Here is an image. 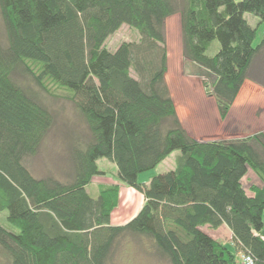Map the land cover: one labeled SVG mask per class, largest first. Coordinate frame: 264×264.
I'll list each match as a JSON object with an SVG mask.
<instances>
[{
	"label": "trees",
	"instance_id": "16d2710c",
	"mask_svg": "<svg viewBox=\"0 0 264 264\" xmlns=\"http://www.w3.org/2000/svg\"><path fill=\"white\" fill-rule=\"evenodd\" d=\"M180 16L183 56L215 77L209 95L225 119L258 60L264 0H0L7 42L0 40V251L11 264H112L119 243L145 238L168 264H264V133L204 142L189 136L166 82L165 23ZM123 25L138 42L106 48ZM214 42L220 44L213 55ZM25 79L70 95L89 129L69 146L65 180L36 177L27 166L50 134L54 114ZM83 140V141H82ZM180 151L176 169L152 171ZM117 167L126 186L145 204L122 226L112 225L119 186L94 198L88 187L100 176L98 161ZM249 169L263 187L243 179ZM226 225L228 245L203 231Z\"/></svg>",
	"mask_w": 264,
	"mask_h": 264
},
{
	"label": "rangeland",
	"instance_id": "374dc122",
	"mask_svg": "<svg viewBox=\"0 0 264 264\" xmlns=\"http://www.w3.org/2000/svg\"><path fill=\"white\" fill-rule=\"evenodd\" d=\"M246 17L253 27L258 28L254 42L257 46L264 40V25H259L260 20L251 14H246ZM165 34L168 52L166 82L180 112L178 116L185 130L190 131V133L187 132L189 136L199 141L211 142L247 138L262 132L264 128V86L255 88L252 81L247 82L241 91L234 113L229 115V112L223 119L217 107L215 118V112L212 111L207 101L208 97H212L208 93L212 89L215 77L184 58L181 21L178 14L166 20ZM0 40L3 44L7 42L1 15ZM139 40L140 34L137 30L123 25L109 37L106 48L116 51L123 43ZM219 49L220 44L214 42L208 55H215ZM252 76L264 85V60H258ZM19 82L21 86L31 90L55 116V124L45 139L40 153L28 160L27 166L38 178L54 176L65 180L71 172L69 146L77 140L86 139L90 134L86 121L79 114L68 92L62 88L49 83H45L44 88H41L31 81L20 78ZM179 155H181L180 151L174 152L156 169L140 175L139 181L150 182V179L158 174L175 170ZM98 167L102 174L92 180L88 191L92 197L97 198L105 188L118 185L120 188L119 201L117 208L113 211L111 222L113 224L123 223L130 214L134 213L135 208L137 209L138 199H134L137 195H134L135 193L127 189L129 187L119 180L115 164L103 159L98 161ZM250 171L253 172L249 169L248 173ZM246 182H244L245 186ZM0 224L10 228L7 222V212H0ZM204 231L212 237L219 235L222 238L221 241L228 245L232 241L229 232H217L209 227H204ZM112 261V264H168L157 253L151 242L145 238L122 240ZM0 264H11L1 251Z\"/></svg>",
	"mask_w": 264,
	"mask_h": 264
},
{
	"label": "crops",
	"instance_id": "0c3cea01",
	"mask_svg": "<svg viewBox=\"0 0 264 264\" xmlns=\"http://www.w3.org/2000/svg\"><path fill=\"white\" fill-rule=\"evenodd\" d=\"M247 82H250V80H248ZM246 82V83H247ZM245 83V84H246ZM245 84H244V86H245ZM252 84L254 85V87L255 88H258V87H260V85H258L256 82H254V81H252ZM243 86V87H244ZM257 86V87H256ZM243 89V88H242ZM242 91V90H241ZM240 96H241V92H240V94L238 95V97H237V99H236V101H235V103L233 104V106L231 107V109H230V114L229 115H231V114H233L234 113V110H235V108H236V106L238 105V101H239V98H240ZM209 103H210V108L212 109V111H214L215 112V118L217 117V111H218V106H217V104H216V100L213 98V97H208V100H207ZM176 104V103H175ZM176 108H177V112H178V114L180 113L179 112V110H178V107H177V105H176ZM183 124V123H182ZM184 126V125H183ZM185 128V127H184ZM187 130V129H186ZM262 132H264V128H263V130H261ZM187 132L188 133H190V131H188L187 130ZM180 156V155H179ZM178 156V157H179ZM248 179V180H247ZM151 180V179H150ZM245 181H247L246 183V186L244 185V182ZM144 183H146V184H148L149 182H144ZM242 183H243V187L245 188V190H246V192H247V194L249 195V196H253V192L251 191V187H263V182H262V180L257 176V174L253 171H250L249 173H248V175L247 176H245V178L243 179V181H242ZM125 188H126V186H124ZM128 187V186H127ZM127 189H129L130 191H132V192H134L135 194L134 195H137V196H135V198L134 199H138V207H137V209L135 208V211H134V213L133 214H130L126 219H125V221L123 222V223H119V224H113V222H112V224L113 225H118V226H122V225H125V224H127L129 221H131L133 218H135L137 215H138V213L141 211V209L143 208V206H144V204H145V197H144V195L142 194V193H140V192H138L137 193V191L135 190V189H133V188H131V187H129V188H127ZM126 203V202H125ZM203 231H204V228H203ZM215 231H217V232H222V231H226V232H229V235H230V238H231V240H232V232L230 231V229L226 226V225H224V226H222V227H220L218 230H215ZM225 232V233H226ZM213 238L214 239H217V240H222V238L221 237H219V235L218 236H213Z\"/></svg>",
	"mask_w": 264,
	"mask_h": 264
},
{
	"label": "built area",
	"instance_id": "2783aa9c",
	"mask_svg": "<svg viewBox=\"0 0 264 264\" xmlns=\"http://www.w3.org/2000/svg\"><path fill=\"white\" fill-rule=\"evenodd\" d=\"M243 264H255L253 258L251 256L243 257Z\"/></svg>",
	"mask_w": 264,
	"mask_h": 264
}]
</instances>
